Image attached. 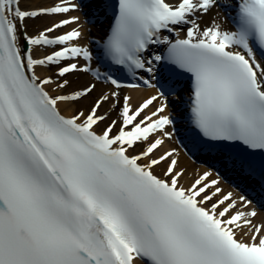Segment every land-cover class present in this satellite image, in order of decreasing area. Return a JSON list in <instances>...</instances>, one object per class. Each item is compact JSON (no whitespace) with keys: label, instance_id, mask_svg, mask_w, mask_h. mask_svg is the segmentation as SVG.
Segmentation results:
<instances>
[{"label":"snow or ice","instance_id":"6c2138e0","mask_svg":"<svg viewBox=\"0 0 264 264\" xmlns=\"http://www.w3.org/2000/svg\"><path fill=\"white\" fill-rule=\"evenodd\" d=\"M32 4L0 0V264H264V223L243 194L264 197V0ZM214 9L228 15L227 30L215 17L201 27ZM74 11L107 24L97 58L105 72L92 68L80 27L50 35L80 16L28 34V20ZM41 49L52 51L35 57ZM53 67L57 79L37 72ZM113 72L156 94L133 107L121 92L141 84ZM77 73L96 82L50 94ZM97 82L109 90L81 110ZM180 122L194 148L225 149L218 162L241 178L238 200L213 202L222 190L211 171L185 187L175 149L157 154Z\"/></svg>","mask_w":264,"mask_h":264},{"label":"bare ground","instance_id":"6f19581e","mask_svg":"<svg viewBox=\"0 0 264 264\" xmlns=\"http://www.w3.org/2000/svg\"><path fill=\"white\" fill-rule=\"evenodd\" d=\"M58 2L59 0H33V4L31 5V7L52 6ZM171 2L174 3L175 0H171ZM71 16H80L81 19H80L79 25L71 24V25L65 26L64 28L59 29L50 35H53V36L61 35L64 32L70 31L72 28L80 27V30L83 33V38L80 40L79 43L81 44V46H87L91 51H93V45L90 42L91 41L90 39H92V36L90 35V32L88 30L89 27L85 22L84 14L79 11L70 12L64 16L42 17L40 18V21H38L37 23L34 22V20H28L27 21L28 34L35 35L38 31L44 30L45 28L52 26L54 23L59 22L61 19H67ZM213 17H215L217 22L221 23L224 26L225 30L229 28L230 26L229 17L222 9H214L212 13H210L208 16L203 17V19L200 21L201 27L203 28V27L210 26ZM51 51L52 49H41V50L36 51L34 55L37 58H42L43 56L50 54ZM55 70L56 69L53 67L47 70L38 69L37 72L41 76L52 75L53 79H57L54 75ZM67 78L70 81V87L68 89H65V90L57 89L56 92H51V88L55 87V85H52L49 88L50 94L52 95L63 94L66 92H70L72 90H77L81 87L86 86L89 83L96 82L89 75L80 74V73L70 75ZM109 88H110L109 86H105L104 84H97L96 91L90 97L82 100L79 103L78 107L81 110H87L91 106L92 101L98 97L100 92L102 90L104 91L109 90ZM122 92L123 94H121V96L129 95L132 97L131 104L133 107L137 104L142 103L143 100L147 99L149 96L156 94V91H153V90L142 91L140 89H135V90L124 89L122 90ZM107 108H108V105L105 104L104 107L100 110L101 114H103V112ZM150 110H151V106L149 110H146V112ZM62 111L64 112V114L68 115V114H71L72 109L64 108V106H62ZM114 118H116L115 112L112 113V115L109 117V120L105 121L99 126V128H97V131L98 132L101 131L106 126V124L109 123L110 120ZM177 128H180L179 124H177ZM181 136H182L181 131H178L177 135H175L172 140H167L163 148L160 150V152L157 153L159 155L165 150L175 149L176 153H178V161H179L177 170L178 171L183 170L184 172V175L180 179V183L183 184L185 187H189L205 171H211L213 174L211 177H209V180L219 179L220 183L216 187H219L222 190L221 193H219L217 197L214 198L213 202H215V199H218L223 195H227L228 193H232L233 198L238 200L242 192L239 189L232 187L228 182L223 180L220 174L216 170L207 167L202 160L200 159L195 160V159L190 158L189 155H187V151L185 147L179 144V140L181 139ZM137 151H139V149H137ZM131 154H135V153H131ZM166 166H167L166 164L162 163L159 167L155 169L156 174L162 176V171L164 168H166ZM214 190L215 189L213 188V189H210L209 191L211 192ZM253 206L256 208V211L258 213L257 217L254 220V223L256 224L264 223V212L254 202H253ZM247 210H251V207Z\"/></svg>","mask_w":264,"mask_h":264},{"label":"rangeland","instance_id":"374dc122","mask_svg":"<svg viewBox=\"0 0 264 264\" xmlns=\"http://www.w3.org/2000/svg\"><path fill=\"white\" fill-rule=\"evenodd\" d=\"M38 21H40V19H36V20H34V22H36V23H37Z\"/></svg>","mask_w":264,"mask_h":264}]
</instances>
